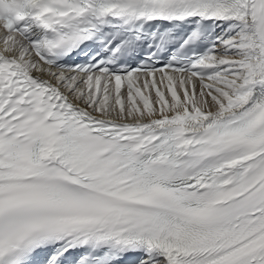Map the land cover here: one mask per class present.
I'll list each match as a JSON object with an SVG mask.
<instances>
[{
    "label": "snow or ice",
    "instance_id": "obj_1",
    "mask_svg": "<svg viewBox=\"0 0 264 264\" xmlns=\"http://www.w3.org/2000/svg\"><path fill=\"white\" fill-rule=\"evenodd\" d=\"M0 264H264V0H0Z\"/></svg>",
    "mask_w": 264,
    "mask_h": 264
}]
</instances>
